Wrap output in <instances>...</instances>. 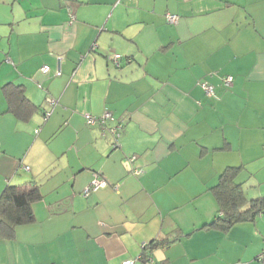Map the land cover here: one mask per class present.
<instances>
[{
  "label": "crops",
  "instance_id": "crops-1",
  "mask_svg": "<svg viewBox=\"0 0 264 264\" xmlns=\"http://www.w3.org/2000/svg\"><path fill=\"white\" fill-rule=\"evenodd\" d=\"M226 168L264 197V0H0V195L41 193L31 221L0 226V264H121L155 239L153 264H264V209L205 226ZM94 173L107 184L84 196Z\"/></svg>",
  "mask_w": 264,
  "mask_h": 264
},
{
  "label": "trees",
  "instance_id": "trees-1",
  "mask_svg": "<svg viewBox=\"0 0 264 264\" xmlns=\"http://www.w3.org/2000/svg\"><path fill=\"white\" fill-rule=\"evenodd\" d=\"M110 62L116 68L121 65V62L116 65L111 59ZM4 93L8 109L18 119L27 120L35 111L36 107L25 97L21 85L8 84L4 89ZM238 171V168H226L220 174L217 184L211 187L219 209L214 220L205 226L227 228L238 221L253 218L255 214L264 209V197L248 200L244 196L241 184L235 182ZM40 198L39 185L32 180L22 185H7L0 195V226L13 228L15 225L31 221L33 219L32 204ZM165 241L155 239L146 243L148 246L143 247L140 258L144 261V264L148 257L151 258L148 252L158 245L165 244L167 242Z\"/></svg>",
  "mask_w": 264,
  "mask_h": 264
},
{
  "label": "built area",
  "instance_id": "built-area-1",
  "mask_svg": "<svg viewBox=\"0 0 264 264\" xmlns=\"http://www.w3.org/2000/svg\"><path fill=\"white\" fill-rule=\"evenodd\" d=\"M165 19L168 23H171V24H175L177 22V16L173 15V14H166ZM112 61L116 65H119V63L121 62L120 56L118 54H115L112 58ZM58 63H59V60H58ZM40 70L42 73H47L48 72V66L43 65L40 68ZM60 72H61V70H60V67L58 66L57 70L55 71V75H59ZM222 82H223V85L225 87H229V86H231V83H232V77L230 75L224 76L222 78ZM200 87L206 96L211 97L214 95L213 86L210 83H208L207 81L200 82ZM50 103H54V102L52 101ZM49 114H50V112H46L44 115L45 118H47L49 116ZM84 117H85L86 124H89V125L99 124L102 127H104V125L108 119H112L111 113L108 111L103 112L99 117H94L90 114H85ZM121 128H122V126L119 123L110 128L115 140L118 139ZM133 158L134 157H130L129 160L131 161ZM24 168L26 170H28V167H24ZM135 172H138V170H135ZM106 184H107V182L101 176H99V174L94 173L92 181L90 182V184L86 188H84L82 193L84 196H87L91 191H95L98 188L105 186ZM147 246L148 245L146 243H142V245H141L142 249H143V247L146 248ZM140 258H141V255L136 259H126V260H123L121 264H135V262L137 260H139ZM256 259L260 262H264V248L257 255ZM145 264H153L152 259L150 257H148Z\"/></svg>",
  "mask_w": 264,
  "mask_h": 264
}]
</instances>
